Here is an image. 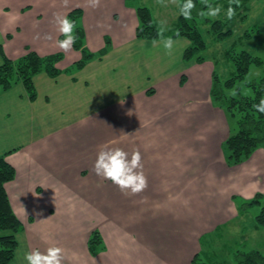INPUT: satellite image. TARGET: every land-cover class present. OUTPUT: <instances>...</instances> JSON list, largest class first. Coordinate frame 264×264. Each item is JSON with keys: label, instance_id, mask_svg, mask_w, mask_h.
Instances as JSON below:
<instances>
[{"label": "crops", "instance_id": "0c3cea01", "mask_svg": "<svg viewBox=\"0 0 264 264\" xmlns=\"http://www.w3.org/2000/svg\"><path fill=\"white\" fill-rule=\"evenodd\" d=\"M129 1L100 0L99 7L91 8L87 0H0V61L2 52L17 58L27 45L41 55L62 50L56 44L60 34L54 14H67L75 6L83 7L92 51L103 48L107 36L113 43L103 62H91L75 80L66 74L58 79L36 75L34 101L21 84L0 94V154L15 149L7 160L16 176L5 187L24 226L8 264H27L26 252L43 251L49 244L64 249L63 264H190L204 240L224 233L228 224L234 222L242 234L251 220L256 228L254 206L240 212L234 197L250 200L261 193L264 203V148L243 163L228 165L222 145L233 134L234 115L212 102L211 68L183 60L190 45L185 37H172L178 50L173 48L171 55L162 53L166 50L159 39L154 44L137 38L138 16ZM27 5L31 9L23 12ZM7 33L13 38L6 39ZM64 52L63 68L79 57L73 49ZM143 56L149 64L144 67L147 78ZM108 60L117 63L126 82L136 85L144 78L159 87V93L149 95L138 94L131 85L119 94L126 100L118 108L120 129H127L128 118L134 120L133 145L147 178L142 192L124 194L119 201L114 196L120 189L100 187V177L87 166L95 161L87 155L94 146L81 144L77 139L83 135L72 133L81 111L64 109L69 100L74 104L73 98L90 99L89 77L99 73L105 79L112 65ZM175 63L179 67L172 69ZM63 95L68 102L52 101ZM120 147L126 151L127 141L122 139ZM96 191L102 197L97 203ZM77 197L82 203H76ZM93 230L100 231L106 245L96 256L88 249Z\"/></svg>", "mask_w": 264, "mask_h": 264}, {"label": "rangeland", "instance_id": "374dc122", "mask_svg": "<svg viewBox=\"0 0 264 264\" xmlns=\"http://www.w3.org/2000/svg\"><path fill=\"white\" fill-rule=\"evenodd\" d=\"M209 2L212 3L213 5L223 6L219 17L215 19L222 20L225 23V27L232 30V34L226 39L219 40L215 37L213 33L211 34L207 30L208 26L202 25L205 22L201 21L199 23L200 29L203 32L204 38L206 39L207 42V48L203 54L205 56V60L203 62H197L193 60L190 63L204 64L205 67L211 68L212 71L211 81L213 77V72L216 71L221 81L224 82L226 78L231 76L236 69L235 63L226 56V51L229 50L232 46H234V51L247 50L251 52L253 55L258 56L263 62L262 65L260 66L254 63L250 65L248 74L245 78L247 81L257 79L261 75H264V0H248L245 4L240 3V7L236 8V15L231 20H228L225 15L226 9L229 5V0H209ZM133 4H134L133 6H135V4L148 6L153 12L154 20L158 25V27H161L160 24L161 21H166V24L163 25V27L166 29L165 33H172L173 31H175L176 21L179 16V9L176 4L170 3L168 2V0H166L167 6L160 4L158 0H134ZM30 9L31 6L27 5L23 9V12ZM74 10H81V15L79 20H80V25L84 30V47L86 50L90 51L93 54V57L89 59L83 66L79 67V63L81 62L84 53L82 52V50L75 48L74 44L71 49L78 52L79 57L73 60L65 68L60 66L61 61L66 56L65 52L62 50L54 51L46 55H41L40 53H38V51L34 50L33 48H31V46L27 45L26 52L23 55L17 58L10 57L8 55L6 56H8L12 60H18L19 58L23 57L28 52V50L34 51L42 57H47L50 55L61 53L63 55V58L57 63V67L59 68L60 73L57 76H51L49 73L43 72L46 73L48 76H50V78H54V79H58L59 76H61L62 74H66V75H71L72 78L74 77L75 80L77 75L76 73L82 71L91 62L97 60L103 62L105 60L106 55H108V53L110 52V47L113 44L111 37L110 36L105 37L104 40L105 44L103 48L97 51H92L89 48L86 41V30L83 24V18H84L83 7L75 6L73 8H70V10H68L67 12V16H69V14ZM253 29L255 30L254 32ZM249 30H251V33L246 35V32H248ZM13 36H14L13 33H7L5 37L6 39H12ZM179 37H185V36H178V38ZM59 39H63V36L61 35L58 36L57 40ZM173 48L178 50L176 47ZM103 50H106V52L102 54ZM162 53H166V52H162ZM139 55L141 56V53H139ZM176 59L178 60V58ZM2 60L0 61V63H2ZM105 62L112 64L108 66L109 68L105 71L108 73V74L105 73V79L100 77L98 75L99 73L97 74L93 73V76L89 77L91 78V80H93L91 84L84 83V85L86 84V87H89L90 90L93 91V94L91 95L90 99L88 100L85 98H78L76 100L73 98V102H74L73 105L71 104V100H69L70 103H68V106L65 107L64 105L62 106L66 111H74V108H79V110L83 114V116L82 114L79 115V118L83 120L82 121L81 119L78 120V124H77L78 129L72 133L76 134L75 135L76 137L83 135L82 137L77 139L79 142H81V144H85L89 142V147L94 146L93 152L89 151L87 155H90L95 159L97 156V152L99 150V146L104 143H110L111 146L120 147V144L122 143V139H123V142L127 141L126 151L129 152V154H131V152L134 150L133 141L135 138L134 137L135 130H133V128L130 129L131 127H134V120L128 118L125 123L127 129L126 130L120 129L122 127V122H119L118 108L120 105L124 104L123 102H125L126 100L123 99L121 101L119 99V94H124L126 91H129L131 89V85L136 87L135 89L136 92H138V94L139 92H141L142 94L148 93L149 95H152L154 92L159 93V87L157 84L144 79L148 77V75L146 74L147 71L144 70V67L149 65L147 61L144 59V56L142 60V70L144 72L143 73L144 78L142 79V82H138L136 83V85L135 83H129L131 81L126 82L124 77H122L121 75L120 67H118L117 63L115 64L114 60L112 62L110 60ZM65 63L66 61H64V64ZM172 65H176V66H171L172 69L179 67L178 66L179 64L176 63ZM35 77L36 76H34V79ZM120 78L122 83L120 82ZM184 80H186V77L182 76L181 81ZM246 80L239 81L237 86L240 87V91L243 95L253 96L254 90L251 86L248 85ZM19 84H21L24 87L22 83ZM234 91L236 90L234 89ZM108 94H110V98L107 97ZM37 97H38V91H37ZM62 97H60L58 100L53 99L52 101L61 104H63V102L65 103L68 102L69 97L67 98L66 95H63ZM89 104L91 105L90 107ZM89 110H91L93 114H91V112H88ZM133 112L134 111H132V113ZM231 117L234 120V123H232V128H233L232 132L235 133L239 127L238 117L236 115ZM105 126L106 127L109 126V128L105 130L104 129ZM146 133L149 132H145V134ZM145 136H143V138ZM65 137H67L66 134ZM76 137H74V139H76ZM91 143H93V145H91ZM94 162L93 164H91L89 161L88 165L86 164V162H83L84 163L83 165L84 167H86L87 165L91 167L90 168L91 170H93L92 167L94 165ZM79 165H82V163ZM86 170L90 171L88 169ZM86 173L87 172H83L84 175H86ZM96 181L97 182L100 181V183L103 182V184L100 187L106 185L105 186L106 188L108 187L117 188V186L114 185L110 180L102 179V177H100L98 180L96 178ZM119 192H120L119 194H116L114 196L115 198H117L118 201L119 198H121L122 196L125 197L124 193H122L121 191ZM90 197L92 196L90 195ZM94 198H95V203L101 201L102 197L100 192L96 191ZM77 201H78V197L76 203ZM78 202L82 203V201H78ZM263 205L261 204L254 205L253 207L254 210L252 212L254 214H259ZM253 223L256 224V220H254ZM245 228L247 232H244L242 234L241 230L234 229V222H232L231 224H228V226L224 229V233H221V236L217 234L209 236L208 239H206L207 241L205 242V244L202 246V251L205 253V255L208 254L206 255L205 259L209 261L211 264H236L234 257L236 250L241 249L248 251V250L256 249V250H260L264 254V226L256 227V228L252 227V220H251L248 223H246Z\"/></svg>", "mask_w": 264, "mask_h": 264}, {"label": "trees", "instance_id": "16d2710c", "mask_svg": "<svg viewBox=\"0 0 264 264\" xmlns=\"http://www.w3.org/2000/svg\"><path fill=\"white\" fill-rule=\"evenodd\" d=\"M134 0L129 1L133 4ZM248 0H240L245 4ZM196 8L193 9L192 19L185 20L179 14L176 21V29L172 33H164L165 37L185 36L189 39L190 45L184 50L183 60L185 62L197 61L203 62V55L207 42L199 23L208 26L207 30L219 40L226 39L232 34V30L225 27V23L220 19H205L198 15L204 5L200 0H194ZM234 6V5H233ZM139 24L136 30L138 38L159 39L157 35L158 25L154 20L152 10L146 5L135 4ZM81 10H74L69 14V18L75 21L77 40L74 47L82 50L84 56L79 63L83 66L93 54L84 47V30L80 25ZM255 30L253 29V32ZM179 33L177 36L176 33ZM251 30L246 32L250 34ZM106 50H103L102 54ZM226 56L232 60L236 69L234 73L221 81L216 71L213 72L210 95L214 105L225 108L230 114L238 117V130L231 134L223 143L222 149L225 154L226 162L230 166L238 165L248 160L258 148H264V114L257 113L253 104L259 102L264 96V75L257 79L246 80L249 67L252 63L260 66L262 60L247 50H235L232 46L226 51ZM2 63H0V94L12 89L19 83H22L26 89L30 100L34 101L37 97V89L34 83V76L41 72H47L51 76H57L60 73L57 63L63 58L61 53L42 57L38 53L28 50V52L18 60H12L2 52ZM184 77V75H183ZM246 80L248 85L254 90L253 96H245L237 86L239 81ZM234 89L236 91H234ZM234 92V93H233ZM151 93V92H149ZM15 149L0 154V264L10 263L18 248V234L23 230L22 221L15 213L8 192L6 183L14 180L16 176L15 167L7 160V156ZM263 194L257 193L250 200H241L234 197L237 201L240 212L246 211L254 205H263ZM256 227L264 226V205L256 216ZM221 236V233H216ZM207 241V240H206ZM204 240V244L206 242ZM88 249L91 255L96 256L106 249L103 237L99 230H93L88 239ZM208 255V254H206ZM203 251L195 254L190 264H211L207 261ZM236 264H264V254L260 250H237L235 252Z\"/></svg>", "mask_w": 264, "mask_h": 264}, {"label": "clouds", "instance_id": "9594fccd", "mask_svg": "<svg viewBox=\"0 0 264 264\" xmlns=\"http://www.w3.org/2000/svg\"><path fill=\"white\" fill-rule=\"evenodd\" d=\"M164 6H167L166 0H158ZM168 2L176 4L179 9V14L185 20H191L193 9L196 8L194 0H168ZM204 7L199 10L198 15L205 19L219 17L222 7L221 5H213L209 0H201ZM235 5V7L233 6ZM87 6L97 8L100 6V0H87ZM240 7V0H229V5L226 9V18L231 20L236 15V8ZM54 22L57 26V31L63 39L56 41L57 46L69 51L77 40L76 23L70 19L67 14H54ZM161 27L157 30L160 43L166 50V54L171 55L174 45V40L171 36L165 37L166 29L163 27L166 21L160 22ZM178 36L179 33L177 32ZM46 39H51V36H46ZM155 44L156 41L154 40ZM253 108L257 113L264 114V96L258 103L253 104ZM94 172L97 176L105 180H110L124 194H138L147 187V178L143 172L141 163V153L138 149H134L131 154L118 146H111L110 143H104L99 146L97 156L93 165ZM24 259L27 264H63L64 249L56 244H49L45 250L34 248L24 254Z\"/></svg>", "mask_w": 264, "mask_h": 264}]
</instances>
